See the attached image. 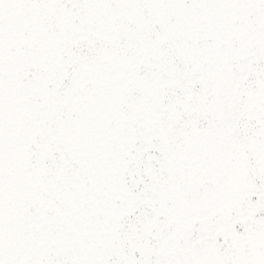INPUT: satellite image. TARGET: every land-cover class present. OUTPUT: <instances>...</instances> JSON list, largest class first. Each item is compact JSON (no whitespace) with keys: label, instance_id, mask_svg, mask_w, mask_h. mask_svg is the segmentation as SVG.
Wrapping results in <instances>:
<instances>
[{"label":"snow or ice","instance_id":"1","mask_svg":"<svg viewBox=\"0 0 264 264\" xmlns=\"http://www.w3.org/2000/svg\"><path fill=\"white\" fill-rule=\"evenodd\" d=\"M0 264H264V0H0Z\"/></svg>","mask_w":264,"mask_h":264}]
</instances>
